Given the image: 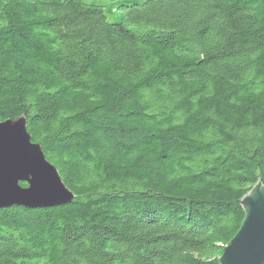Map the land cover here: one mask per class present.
Here are the masks:
<instances>
[{
  "label": "trees",
  "instance_id": "obj_1",
  "mask_svg": "<svg viewBox=\"0 0 264 264\" xmlns=\"http://www.w3.org/2000/svg\"><path fill=\"white\" fill-rule=\"evenodd\" d=\"M86 1L0 0V121L74 196L0 208V264H219L264 186V0Z\"/></svg>",
  "mask_w": 264,
  "mask_h": 264
},
{
  "label": "water",
  "instance_id": "obj_2",
  "mask_svg": "<svg viewBox=\"0 0 264 264\" xmlns=\"http://www.w3.org/2000/svg\"><path fill=\"white\" fill-rule=\"evenodd\" d=\"M25 183L22 187L19 183ZM73 193L39 144L32 142L26 119L0 121V208L56 207ZM244 218L223 247L219 264H264V186L257 182L241 199Z\"/></svg>",
  "mask_w": 264,
  "mask_h": 264
},
{
  "label": "rangeland",
  "instance_id": "obj_3",
  "mask_svg": "<svg viewBox=\"0 0 264 264\" xmlns=\"http://www.w3.org/2000/svg\"><path fill=\"white\" fill-rule=\"evenodd\" d=\"M87 1H86V3H92V2H94V3H98V4L99 3H103L104 4V3L108 2V0H87ZM20 207H23V206H20ZM24 208H26V207H24ZM28 209H36V208H28Z\"/></svg>",
  "mask_w": 264,
  "mask_h": 264
}]
</instances>
